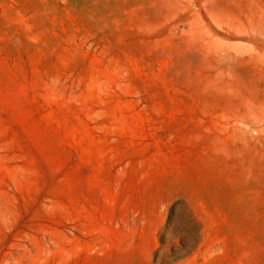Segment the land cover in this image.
<instances>
[{"label": "rangeland", "instance_id": "rangeland-1", "mask_svg": "<svg viewBox=\"0 0 264 264\" xmlns=\"http://www.w3.org/2000/svg\"><path fill=\"white\" fill-rule=\"evenodd\" d=\"M0 264H264V0H0Z\"/></svg>", "mask_w": 264, "mask_h": 264}]
</instances>
